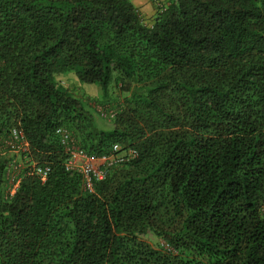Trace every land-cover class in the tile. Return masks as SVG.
<instances>
[{
	"label": "trees",
	"instance_id": "1",
	"mask_svg": "<svg viewBox=\"0 0 264 264\" xmlns=\"http://www.w3.org/2000/svg\"><path fill=\"white\" fill-rule=\"evenodd\" d=\"M159 2L0 0V264H264V0ZM69 73L118 88L110 126ZM63 129L138 154L89 192Z\"/></svg>",
	"mask_w": 264,
	"mask_h": 264
},
{
	"label": "built area",
	"instance_id": "2",
	"mask_svg": "<svg viewBox=\"0 0 264 264\" xmlns=\"http://www.w3.org/2000/svg\"><path fill=\"white\" fill-rule=\"evenodd\" d=\"M12 135L16 142L20 141L24 143L21 130L14 128ZM61 143L68 154L66 168L68 170H76L83 175L84 188L89 192L95 191V183L106 177L110 167L123 163L138 154L135 149L122 150L119 144L113 146V152L111 154L102 156L89 154L68 129L61 131ZM25 144L27 145V143ZM32 171L39 175L42 180H46L51 172V166L48 164H35ZM18 186L19 179L13 178L9 189L11 195L16 192Z\"/></svg>",
	"mask_w": 264,
	"mask_h": 264
},
{
	"label": "rangeland",
	"instance_id": "3",
	"mask_svg": "<svg viewBox=\"0 0 264 264\" xmlns=\"http://www.w3.org/2000/svg\"><path fill=\"white\" fill-rule=\"evenodd\" d=\"M155 1L159 2V0ZM159 3L168 4V0H160ZM61 80L63 81L64 85L84 103L85 107L91 110L95 121L99 126H110L111 120L117 115L118 102H120L121 98L118 88L115 85H113L111 89L109 100H103L97 84L82 82L75 76L74 73H69L68 75L63 76ZM75 139L77 140L76 137ZM77 141L80 144V141ZM5 147H13L15 149L21 148L22 150H26L27 145L23 142H14L13 139H9L5 142ZM13 152L11 154H19V150H15ZM19 158L20 157H18V159ZM20 166H22V162H20ZM14 174L17 175L18 172L14 171ZM14 174L12 173L11 177L9 178L10 184L13 178H16ZM144 238L154 246H157L159 243H163V240L161 238L157 237L151 232L146 234Z\"/></svg>",
	"mask_w": 264,
	"mask_h": 264
},
{
	"label": "crops",
	"instance_id": "4",
	"mask_svg": "<svg viewBox=\"0 0 264 264\" xmlns=\"http://www.w3.org/2000/svg\"><path fill=\"white\" fill-rule=\"evenodd\" d=\"M133 3L140 9L145 19V22H152L156 15L155 0H132Z\"/></svg>",
	"mask_w": 264,
	"mask_h": 264
}]
</instances>
